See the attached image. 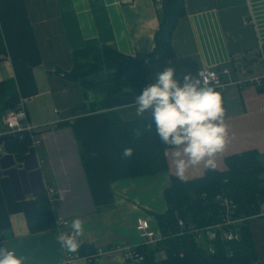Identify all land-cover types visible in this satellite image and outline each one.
Instances as JSON below:
<instances>
[{
	"label": "crops",
	"instance_id": "obj_1",
	"mask_svg": "<svg viewBox=\"0 0 264 264\" xmlns=\"http://www.w3.org/2000/svg\"><path fill=\"white\" fill-rule=\"evenodd\" d=\"M183 8L171 32L173 56L151 64L144 86L169 66L178 81L185 73L199 80L203 66L216 69L226 84L224 148L215 154V168L201 161L179 177L170 147L165 170L124 178L107 111L125 121L146 117L150 109L136 114L140 90L127 83L130 72L105 79L102 47L131 57L149 52L159 23L155 0H0V116L24 98L28 121L51 126L19 159L6 150L0 154V245L23 257V264H59L68 251L58 237L70 232L73 218L82 221L79 246H137L135 219L145 216L157 225L154 215L167 209L164 190L171 177L186 181L208 169L224 171L225 157L248 150L264 166V92L239 83L261 71L264 0H183ZM47 187L60 195L51 200L46 194L54 224L31 233L27 220L37 216L35 198ZM58 217L68 225H57ZM249 231L264 264V203ZM94 264L128 263L119 252H108Z\"/></svg>",
	"mask_w": 264,
	"mask_h": 264
},
{
	"label": "trees",
	"instance_id": "obj_2",
	"mask_svg": "<svg viewBox=\"0 0 264 264\" xmlns=\"http://www.w3.org/2000/svg\"><path fill=\"white\" fill-rule=\"evenodd\" d=\"M184 12L183 0H161L157 12L158 27L153 36V48L146 53L131 57L109 46L102 47L105 79H119L130 72L127 83L140 91L144 79L151 73V64L173 56L171 32ZM4 46L0 35V55ZM264 90V86H256ZM11 103H9L10 105ZM15 103L12 105L14 106ZM12 108V107H11ZM77 107L73 112H77ZM108 121L124 178L148 176L167 168L165 152L170 146L163 145L151 128L150 114L133 120H122L115 110L107 111ZM30 144L28 134L7 136L2 140L4 150L20 158ZM132 148V154L122 157V149ZM226 170L208 169L203 176L181 181L171 177L170 185L164 190L167 209L154 218L162 239L155 245H137L144 255V264H259L249 231V221L258 216L264 203V166L254 151L248 150L225 157ZM221 193L235 203L234 216L244 218L237 225L240 238L237 241H214V252H207L204 242H197L190 233L177 234L180 218L185 225L197 226L219 220V206L215 195ZM37 216L27 220L29 232L45 230L53 226L54 216L44 190L36 196ZM1 242V240H0ZM90 245L78 246L80 255H91ZM162 254V256H160ZM94 264V260L87 261Z\"/></svg>",
	"mask_w": 264,
	"mask_h": 264
},
{
	"label": "clouds",
	"instance_id": "obj_3",
	"mask_svg": "<svg viewBox=\"0 0 264 264\" xmlns=\"http://www.w3.org/2000/svg\"><path fill=\"white\" fill-rule=\"evenodd\" d=\"M134 103L137 115L151 109L149 126L154 125L161 143L171 147L177 176L183 177L189 165L201 161L206 167H216L215 154L223 150L226 142L219 91L203 86L190 73L178 81L169 66L136 94ZM131 154V147L122 149V157ZM82 231V221L73 218L69 234H61L58 239L68 252H75L79 246L77 237ZM0 264H23V257L0 245Z\"/></svg>",
	"mask_w": 264,
	"mask_h": 264
},
{
	"label": "built area",
	"instance_id": "obj_4",
	"mask_svg": "<svg viewBox=\"0 0 264 264\" xmlns=\"http://www.w3.org/2000/svg\"><path fill=\"white\" fill-rule=\"evenodd\" d=\"M158 7L161 5V0H155ZM259 61L261 62V71L251 75L239 83L246 82L254 86H264V56L259 55ZM223 73H228L227 68L222 69ZM199 82L205 87H213L219 91L220 94L225 89L226 84L221 81L219 73L214 68L202 67L198 72ZM264 92V90H263ZM264 110V106L262 108ZM50 125H34L27 119L25 99L18 98L15 105L12 108L6 109L0 116V138L7 136L20 135L21 133L28 134L30 138L29 148H35L39 144V137L43 135L45 131L50 129ZM2 146V140L0 141V154L4 153ZM46 194L51 200L60 198L59 191L47 187ZM215 200L219 206V220L212 224L197 226L194 224L185 225L182 219H177L179 227L177 234L190 233L194 239L204 240L205 248L207 252H214V241H237L240 238V234L236 225L244 218H237L234 216L236 205L231 199L227 198L221 193L215 195ZM55 223L57 225L67 226L68 221L63 218H56ZM134 228L137 232V236L142 245H155L163 237L158 229L157 225H153L150 218L145 216H139L135 219ZM69 234V233H68ZM108 252H119L124 260L128 264H144V255L137 250V246L130 244H121L110 247L108 250L98 248L93 254L78 255L70 252H66L59 262V264H72L77 259H90L95 260L98 255Z\"/></svg>",
	"mask_w": 264,
	"mask_h": 264
},
{
	"label": "rangeland",
	"instance_id": "obj_5",
	"mask_svg": "<svg viewBox=\"0 0 264 264\" xmlns=\"http://www.w3.org/2000/svg\"><path fill=\"white\" fill-rule=\"evenodd\" d=\"M200 243L204 242V240H199ZM204 245H205V242H204ZM74 262V261H73Z\"/></svg>",
	"mask_w": 264,
	"mask_h": 264
},
{
	"label": "water",
	"instance_id": "obj_6",
	"mask_svg": "<svg viewBox=\"0 0 264 264\" xmlns=\"http://www.w3.org/2000/svg\"><path fill=\"white\" fill-rule=\"evenodd\" d=\"M103 75V73L102 74H99L98 76H102ZM5 138V137H4ZM4 138H1V140H3Z\"/></svg>",
	"mask_w": 264,
	"mask_h": 264
}]
</instances>
